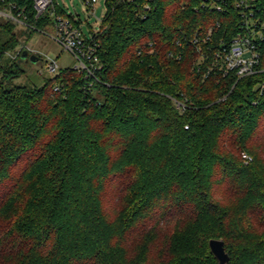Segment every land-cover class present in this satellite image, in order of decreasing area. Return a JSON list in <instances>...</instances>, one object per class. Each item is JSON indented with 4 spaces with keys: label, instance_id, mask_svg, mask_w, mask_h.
Listing matches in <instances>:
<instances>
[{
    "label": "trees",
    "instance_id": "obj_1",
    "mask_svg": "<svg viewBox=\"0 0 264 264\" xmlns=\"http://www.w3.org/2000/svg\"><path fill=\"white\" fill-rule=\"evenodd\" d=\"M146 1L106 0L94 78L39 87L4 58L53 26L0 21V264H218L213 239L264 264V0ZM248 21L239 78L224 56Z\"/></svg>",
    "mask_w": 264,
    "mask_h": 264
},
{
    "label": "built area",
    "instance_id": "obj_2",
    "mask_svg": "<svg viewBox=\"0 0 264 264\" xmlns=\"http://www.w3.org/2000/svg\"><path fill=\"white\" fill-rule=\"evenodd\" d=\"M125 1L133 3L135 0ZM82 2L89 16H95V5L98 0H82ZM152 2L153 0H147L143 4V12L150 10ZM240 5H243L242 0L236 4L237 7ZM209 7H216L218 11L221 10V7L217 6L214 0L211 1ZM28 12L35 19L47 18L49 20L48 23L53 26V40L64 46L76 59L77 65L74 69L83 73L86 79L94 78L95 72L100 69L98 57L96 56L97 44L93 42L94 35L92 32H90V36H85L82 32V20L80 17L60 10L55 4V0H0V21L9 22L23 30L35 29L33 23L29 21ZM251 25H253L252 21L245 23L246 32L238 33L233 38L229 50L224 56L227 72L236 71V75L239 78L252 75L258 64L259 55L253 40H255V35L261 38L262 33L250 29ZM24 52L28 56L33 54L28 47L20 46L17 48L13 58H21ZM45 63L49 72L56 73L58 71V64L55 60L46 59ZM243 158L250 160L247 155H243Z\"/></svg>",
    "mask_w": 264,
    "mask_h": 264
},
{
    "label": "rangeland",
    "instance_id": "obj_3",
    "mask_svg": "<svg viewBox=\"0 0 264 264\" xmlns=\"http://www.w3.org/2000/svg\"><path fill=\"white\" fill-rule=\"evenodd\" d=\"M55 4H57L63 12L75 14L80 17L82 20L81 29L85 36H90V32L96 33L98 31L99 24L106 14V0H98L95 5V16H89L82 0H55ZM19 32H24V30L17 28L16 33L18 34ZM19 39L20 45L18 47H28L33 53L31 55H36L38 61L32 63L27 59L19 62V66L25 71V74L15 81L17 84L28 83L39 87L43 85L45 79L52 78L55 73H51L47 70L45 63L46 59L55 60L58 64V70L74 68L77 65V61L71 53L64 46L53 40L52 32L36 31L27 40L24 37H20ZM16 50L6 53L4 60L11 58L18 61L19 59L13 58ZM247 156L250 160L244 159L245 162L251 161V157L249 155Z\"/></svg>",
    "mask_w": 264,
    "mask_h": 264
},
{
    "label": "water",
    "instance_id": "obj_4",
    "mask_svg": "<svg viewBox=\"0 0 264 264\" xmlns=\"http://www.w3.org/2000/svg\"><path fill=\"white\" fill-rule=\"evenodd\" d=\"M21 59L22 60L28 59L32 63H35L38 61V58L36 55L28 56L26 52L22 54ZM209 249L218 264H227L229 262V255L224 249V242L222 240H215V239L210 240Z\"/></svg>",
    "mask_w": 264,
    "mask_h": 264
}]
</instances>
